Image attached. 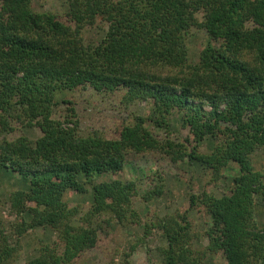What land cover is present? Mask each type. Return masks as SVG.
<instances>
[{
    "label": "trees",
    "instance_id": "trees-1",
    "mask_svg": "<svg viewBox=\"0 0 264 264\" xmlns=\"http://www.w3.org/2000/svg\"><path fill=\"white\" fill-rule=\"evenodd\" d=\"M88 26L102 31L99 41L86 40ZM195 29L209 37L197 60L188 45ZM87 91L122 110L144 103L145 112L83 133L74 105ZM0 136V169L24 183L7 200L18 222L7 226L0 210V264H16L21 237L36 229L57 236L26 264H80L91 254L134 264L138 245L116 263L98 219L137 223L139 199L161 198L164 184L141 195L135 179H99L140 161H187L211 181L231 163L239 168L220 195L192 193L153 224L164 244L160 263L150 254V264H206L217 253L225 264H264L256 216L264 174L252 158L264 147V0H67L63 13L0 0ZM206 141L212 145L202 151ZM88 184L84 211L67 194L86 193ZM197 209L209 222L204 250L194 243Z\"/></svg>",
    "mask_w": 264,
    "mask_h": 264
},
{
    "label": "rangeland",
    "instance_id": "rangeland-1",
    "mask_svg": "<svg viewBox=\"0 0 264 264\" xmlns=\"http://www.w3.org/2000/svg\"><path fill=\"white\" fill-rule=\"evenodd\" d=\"M32 7L36 11H50L54 13H63L67 10V0H32ZM84 36L87 41H99L102 37V31L97 27L88 26L85 28ZM209 37L203 30H194V34L189 38L188 45L190 48L191 57L197 60L201 50L207 45ZM66 98H71V94H67ZM78 102L74 107L77 117L80 122V128L83 133L95 131H104L107 126L115 120H130L132 114H143L145 112L144 103H138L132 106L129 110H122L113 102L106 100L100 95L87 91L84 95L77 96ZM66 108V104H62ZM161 136H165L164 132ZM178 133H173L176 137ZM2 136H0V139ZM212 143L204 142L201 147L202 151H209ZM254 165L257 170L264 174V147L258 149L252 156ZM238 165L231 163L224 170V178L218 181H211L212 174L206 170L198 168L190 162L177 164H160L158 166L152 162L140 161L133 165H128L124 170L116 174H106L99 181L110 179H135L141 191V195L152 190L157 184H164V194L159 199H153L151 202L140 201L136 204V209L140 219L137 223H128L122 225L116 220H109V216L104 215L98 220H105L102 224L108 231V236L117 247L116 263H119L125 257V253L130 251L133 244H137L135 251L132 252V262L134 264H150L149 256L160 263L161 257L158 254L157 247L164 244L159 230L154 228V223L167 214L173 213L178 207L182 206L190 194L200 193L207 189L209 192L220 195L232 183V178L238 174ZM86 193L69 192L67 198L75 203H80L83 210L86 211L90 207L91 202V185L86 186ZM24 188L23 179L12 171L0 169V197L2 202L0 205L1 213L4 215L7 226L18 222L16 214L11 212L10 206L7 203L8 196L16 189ZM256 216L261 225L264 224V208L260 202L256 205ZM194 231L196 233L195 246L199 250H204L208 240L206 238V230L209 226L208 217L202 209L194 210L191 214ZM150 224L152 231L145 236L144 226ZM57 233L45 229L30 230L23 237L21 242L23 250L16 264H26L42 244L47 243L51 239H55ZM149 251V252H148ZM226 261L221 253L207 255L206 264H225ZM80 264H103L100 256L91 254L88 260Z\"/></svg>",
    "mask_w": 264,
    "mask_h": 264
}]
</instances>
